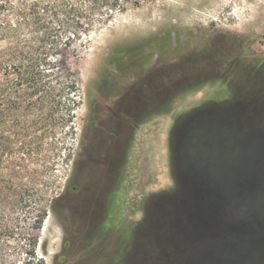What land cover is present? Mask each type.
I'll use <instances>...</instances> for the list:
<instances>
[{
	"label": "rangeland",
	"instance_id": "1",
	"mask_svg": "<svg viewBox=\"0 0 264 264\" xmlns=\"http://www.w3.org/2000/svg\"><path fill=\"white\" fill-rule=\"evenodd\" d=\"M52 16L29 18L17 2L2 16L10 64L0 71V219L25 231L44 213L34 231L42 264H192L187 223L202 213L194 192L206 160L238 157L234 142L264 145V0L130 1L76 35L66 25L40 31ZM38 45L44 76L20 81L17 65ZM111 90L126 93L142 123L125 204L97 234L77 221L81 205L57 197L92 96Z\"/></svg>",
	"mask_w": 264,
	"mask_h": 264
},
{
	"label": "trees",
	"instance_id": "2",
	"mask_svg": "<svg viewBox=\"0 0 264 264\" xmlns=\"http://www.w3.org/2000/svg\"><path fill=\"white\" fill-rule=\"evenodd\" d=\"M130 1L139 3V0H67L61 3L35 0L28 5L25 0H0V41L7 40L2 16L15 2L28 10L29 18L53 15V27L40 23L43 33L66 25L74 29L73 35H76L81 28L89 31L90 27L110 22L114 13L123 11ZM35 41L42 43L40 38ZM40 47L30 51L26 65L23 62L17 65L25 67L17 73L20 81L44 76L40 66L45 51ZM9 54L8 48L0 49V71H7ZM2 139L6 145L7 137ZM233 149L239 151L238 157L223 158L215 166L207 159L203 165L202 177L197 182L200 194L194 192L195 197L201 195L202 213L200 218L191 216L187 223L192 264L200 262V253L204 264H264V145L234 142L230 153ZM244 154L248 155L244 158ZM216 167L218 173L214 174ZM43 215L35 217L29 225L30 230L17 232V224L11 222V217L0 219V264H42L36 253L38 236L34 231L41 229Z\"/></svg>",
	"mask_w": 264,
	"mask_h": 264
},
{
	"label": "flooded vegetation",
	"instance_id": "3",
	"mask_svg": "<svg viewBox=\"0 0 264 264\" xmlns=\"http://www.w3.org/2000/svg\"><path fill=\"white\" fill-rule=\"evenodd\" d=\"M106 93L92 96L71 179L57 197L62 204L81 205L77 221L96 226L97 234L104 233L112 209L125 204L127 168L142 123L141 109L132 112L126 93Z\"/></svg>",
	"mask_w": 264,
	"mask_h": 264
}]
</instances>
